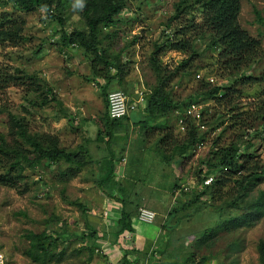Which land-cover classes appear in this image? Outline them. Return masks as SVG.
I'll list each match as a JSON object with an SVG mask.
<instances>
[{"label": "trees", "instance_id": "trees-1", "mask_svg": "<svg viewBox=\"0 0 264 264\" xmlns=\"http://www.w3.org/2000/svg\"><path fill=\"white\" fill-rule=\"evenodd\" d=\"M10 1L18 11L32 13L44 10L49 18L56 19L61 25L59 29L61 35L57 40L61 50L74 46L83 50V55L90 61L91 68V74L87 80L95 82L96 85L99 83L100 89L105 94L107 112L102 117L105 129H102L99 134L101 136L107 132L110 145L109 152L103 156L102 160H97L87 144H81L77 149L64 147L58 134L32 132L26 117L14 114L0 106V113L8 114L9 126L8 133H0V185L25 193L31 185L28 176L43 164L59 166V175L64 181L76 177L87 165L97 163L100 171L97 174L98 185L109 198L120 201L122 207L116 225L110 227L111 238L108 237L107 231L100 235L97 227L92 225H87L88 232L82 230L70 234H67V231L54 233L48 230L30 231L26 234L29 244L23 252L38 264L58 263L66 258L65 254L73 239L81 240L82 243L89 242L91 244L89 251H93L98 248V244H101L98 242L100 239L110 238L111 246L123 248L121 257L111 264H137L141 259V251L136 246L129 247L125 239L127 234L134 231L133 218L138 215L140 203L135 201L136 194L129 192V187L117 177L116 172L125 157L111 147V140L114 138L112 130L117 126L122 127L124 121L130 119V113L121 119L111 118L107 101L108 92L113 90L111 85L114 81L118 80L121 87L124 85L125 76L129 73L127 66L130 61H122L120 53L110 54L102 46L103 41L100 39L104 28L118 26L126 21L122 14L128 8L130 0H83L81 15L85 19L86 26L74 28L71 31L66 29V20L62 14L66 5L63 0H4L6 4ZM241 8V0H176L173 4V13L166 23L172 29V33L164 42L155 44L150 56L157 78L156 84L146 91L144 106H139L136 111H143L144 114L140 112L142 115L134 132L143 137V140L150 137L155 140L150 149L160 157V163L166 168L171 167L172 164H182L191 158L206 142L210 132L216 130L222 132L211 140L209 154L201 160L196 170L195 184L198 187L192 190V197L185 198L184 201L179 200L182 204L174 207L170 213L179 214L203 196H206L209 201L224 198V190L229 189L236 190L238 196L229 201L227 206L235 207L243 213L231 215L219 222L218 225L221 226L219 230L216 227L207 228L196 239L195 243H200L198 245L200 247L196 248L197 251L201 250L203 242L209 245L210 241H214L220 231L252 227L264 217L263 193L257 199L251 200L247 207H243L240 202L244 201L250 189L257 184V181L262 180L264 175L263 165L256 160L258 157L256 145L252 143L251 138L244 139L249 135L246 133L249 129L255 131L252 138H264V113L262 112L264 88L254 93L257 97V105L254 106L256 109L253 115L248 109L242 111L244 107L240 105V100L247 94L245 91L247 86L252 83L261 85L264 82V71L257 77L246 74V70L253 64L264 61V51L261 40L242 27ZM255 13L256 21L263 27L260 35L264 36V16L258 9ZM25 27L26 21L15 12L0 13V45L10 44L17 47L25 39ZM199 40H206L207 47L217 53L214 64L222 68L221 75L229 79V83L220 84L212 80L213 77L208 75L202 77L196 71L194 73L199 80V89L181 100L170 85L180 74H192L195 60L203 54L198 48ZM169 49L182 52L186 56L172 70L168 69L160 58ZM113 68L117 70L116 74L112 73ZM102 79L107 83L101 84L99 81ZM11 85H28L31 93H37L38 99L31 101L32 106L43 108L57 101L58 110L63 113L62 116H57L69 117V120L73 121L68 114V109H63L55 89L47 81L26 73L20 67L0 64V93ZM193 102L201 105L200 119H195L186 113V109ZM210 102L213 103L210 104ZM215 113H219L218 117H215ZM207 115H210V119L206 118ZM174 116L177 117V124L173 123ZM226 116L228 119L225 118ZM252 116L254 119L261 117V129L248 125L247 120ZM179 119L184 120L185 131L177 133L180 131ZM150 120L156 123L155 127L151 126L154 129L152 132H148L150 130L146 127ZM235 125L245 129L243 137L236 136L222 143L223 133L234 129ZM201 126L208 128L203 131ZM181 133L183 137L180 136ZM62 164L65 166L64 169H61ZM205 170L206 174H204ZM128 176L131 179L132 175ZM209 177H212V181L210 184H205V180ZM135 182L133 180L132 185ZM179 187L180 183L177 180L169 185L172 193ZM183 194L188 196L186 191H183ZM70 203L86 210L85 205L78 200L70 201ZM60 243L64 244V247H60ZM237 244L233 241L231 246L236 247ZM257 247L259 259L264 264V239L259 241ZM194 249L184 261L178 264H194V257L197 254ZM206 259L207 257L200 262H205Z\"/></svg>", "mask_w": 264, "mask_h": 264}, {"label": "rangeland", "instance_id": "rangeland-1", "mask_svg": "<svg viewBox=\"0 0 264 264\" xmlns=\"http://www.w3.org/2000/svg\"><path fill=\"white\" fill-rule=\"evenodd\" d=\"M63 1L66 2L64 3L66 4L64 13H62L66 20V29L71 31L74 28H84L86 26L85 19L81 15L83 0ZM175 1L130 0L128 8L122 14L126 21L118 26L104 28L100 36L103 41L102 46L110 54L114 55L120 51L126 53L130 61L127 70L130 71L131 68L133 70L125 77L128 76L130 81L137 79L141 82L142 80L141 84L144 83L145 86L148 84L147 89L155 85L157 80L150 56L155 44L164 42L172 33V29L166 23L173 13ZM13 5L11 1L6 4L4 0H0V13L15 12L24 18L26 21L25 39L17 47L10 44L0 45V64L20 67L26 73L47 81L55 89L57 98L63 104V109H68V114L71 115L73 121L70 122L69 117L59 118L57 116L63 115L58 110L57 101H53L43 108L32 106L31 101L37 100L38 94L31 93L28 85H11L3 93H0L1 108L26 117L32 132L58 134L64 147L77 149L79 145L87 144L94 158L102 160L103 156L107 154V139H101L105 136L99 134L102 129H105L99 116L105 103V94L100 89L99 83L96 85L95 82L87 80L91 74L90 61L83 55V50L76 46L61 50L62 48L57 44L61 35L59 32L61 25L56 19L49 18L44 10L32 13L22 12L16 10ZM241 6L240 23L242 27L252 36L261 40L264 51V36L260 35L263 27L256 21L255 13L258 9L264 16V0H241ZM104 37L106 38L103 39ZM207 44L206 40L198 41V48L203 54L195 60L192 74L182 73L170 85L181 100L199 89L196 71L202 77L206 75L213 77L214 81L220 84L229 83V79L221 75L222 68L214 64L217 53L212 48L210 50ZM129 49L135 52L130 53ZM185 57L182 52L171 49L160 56L161 62L170 70L174 69ZM120 58H122L121 53ZM135 61L137 62L135 63ZM246 71V74L256 77L262 75L264 61L253 64ZM125 86L113 90L121 89L128 95H132L134 91ZM145 86H142L141 89H144ZM263 88L264 82L261 85L252 83L247 86L245 89L247 94L240 100V105L244 107L242 111L248 109L252 115L254 114L256 109L254 106L257 105V97L254 96V93ZM212 103L210 102V104ZM262 112L264 113V109ZM218 114L215 113V117H218ZM141 115L140 112L133 113V117L136 119H140ZM209 117L210 115H207L206 118ZM225 118L228 119L227 116ZM172 119L173 123L177 124V117L174 116ZM7 121V112L0 113V133L9 132ZM247 122L248 125L251 124L255 128L261 129V117L254 119L252 116ZM151 126H156L152 120L146 125L147 130H150L148 132L154 130ZM207 128L206 126L202 130ZM220 131L210 132L204 145L198 148L192 157L185 160L184 163L172 164L171 167L166 168L167 170L161 167L149 169L159 176L133 175L130 179L128 175H123L124 170L121 167L118 168L117 177L122 179L123 184L132 190L131 193L136 194L135 201L140 203V207H149L157 212L159 221L156 219L153 223L136 222L140 230L153 234V232L157 233L161 227L166 228L168 224L162 239L165 241L175 240L173 242H176L180 241L178 238H182L183 241L176 244L185 247L190 245L189 247L195 248V251L200 247L198 246L200 243H195L196 239L207 228L216 227L219 230L221 227L218 225L219 222L231 215L243 213L235 207L227 206L229 201L238 196L236 190L229 189L224 190V198L209 201L206 196H203L193 205L181 211L179 215L184 219L180 225H172L178 214L173 216L171 224L168 222L163 225V222H160V219H164V215H167L168 210L180 206L182 204L180 202L185 198L192 197L191 192L197 186L195 184L196 170L200 166L201 160L209 154L211 140L222 133ZM180 132L177 131V133ZM244 132L245 129L242 126L235 125L234 129L223 133L221 142L226 143L236 136L242 138ZM246 133L249 135L244 139L251 138L252 143L256 145V154L258 155L256 160L263 165L264 169V138H252L255 133L253 129L247 130ZM180 136L183 137L182 133ZM135 137H137L134 140L137 145L143 143V137L136 133ZM158 159L160 160V157ZM153 162L154 159H149L146 163L149 165ZM64 168L65 166L62 164L61 169ZM59 170L60 167L56 164L52 166L43 164L37 168L34 173H30L28 176L31 185L25 193L0 185V251L4 252L8 264H38L23 252L29 244L26 234L30 231L48 230L50 233L67 231L66 233L70 234L82 230L88 232L87 225H92L97 227L100 235L107 231L108 237L111 238L110 227L115 224L112 220L118 219L116 215L111 214L108 208L109 197L98 185L99 165L97 163L87 165L76 177L64 181L59 175ZM205 172L206 170L204 174H206ZM133 180L136 182L132 185ZM176 180L180 183V187L172 193L169 185ZM141 181H145V183H141ZM183 191H186L188 196L184 195ZM176 192L178 195L174 197ZM261 193L264 194V175L262 180L257 181V184L250 189L244 201H240L241 205L247 207L249 202L257 199ZM157 197L160 198L159 201ZM77 200L85 205L86 210L70 203V201ZM221 206L222 208H220ZM162 212L165 213L162 214ZM180 229L182 230L180 231ZM187 234L190 238L189 241L186 237ZM110 238L100 239L98 242L101 244H98V248L93 251H89L91 245L89 242L82 243L81 240L73 239L69 244L64 261L50 264L114 263L113 261H116L117 257L121 255V249L111 246ZM262 239H264V217L252 227L220 231L217 238L210 241L203 250L206 252L209 250L210 260L213 261L211 264H218L219 261L222 264H262L257 247ZM233 241L238 243L236 247L231 246ZM62 246L64 247V244L60 243V247ZM75 248L80 250H74ZM202 253L204 252L201 250L197 251L194 264H203L200 262L203 259Z\"/></svg>", "mask_w": 264, "mask_h": 264}, {"label": "crops", "instance_id": "crops-1", "mask_svg": "<svg viewBox=\"0 0 264 264\" xmlns=\"http://www.w3.org/2000/svg\"><path fill=\"white\" fill-rule=\"evenodd\" d=\"M122 52L123 51L117 52V54L118 53L122 54V58H121L122 61H128L129 58L127 57L126 53L125 52L122 53ZM129 52L133 53L135 51H131L129 49ZM136 62L137 61H135V63ZM83 64H85V63H83ZM133 64H132V66H133ZM132 70H133V68H131L130 71H132ZM112 73L116 74L117 70L115 68H113ZM99 82H101V84L107 83L106 80H103V79ZM141 82H142V80H141ZM141 82L137 79L130 81L128 79V76H127V77H125V81L123 82V84L126 85L125 87H128L129 89H132V91H134L133 94L130 96L135 98L138 90L141 89L142 86H145V84L144 83L141 84ZM146 86H145V88H146ZM118 87H121L120 82L118 80L114 81L111 85L112 89L118 88ZM106 112H107V104L105 102L103 105V108L101 110L100 116H99L102 124H104L102 117L106 114ZM140 112L142 114H144L143 111H140ZM133 113L134 112H132V113L130 112V119L125 120L122 127L117 126L115 129L112 130L114 138H113V140H111V142H112L111 147L118 154L119 153L123 154L125 157V159L123 160V162L120 165V167L124 170L123 175L159 176L158 174H156L153 171H150L149 169L150 168L155 169L156 167H158V168L161 167L165 170H167V169L163 164L160 163V160L158 159L159 156L154 152V150L150 149L151 148L150 146L155 141L153 138H151V137H150V139L146 138V139H144L142 144H138V145L134 141L136 139L134 130H135V127L138 125L137 122H139L140 119H136L135 117H133ZM106 133L107 132L104 133L105 137L101 138V139H104V140L107 139V150H106V152L108 153L110 142H109V136ZM149 159L150 160L154 159V162L147 165L146 162L149 161ZM160 175H162V174H160ZM141 183H145V182L141 181ZM131 191L132 190L129 189V192H131ZM177 195H178V192H176L174 197H177ZM157 199H158V197H157ZM159 199H158V201H159ZM108 200L110 202V205H108V208H109L111 214L116 215V217L118 219L120 211L122 209L121 202L116 200V199H113V198L112 199L108 198ZM170 201H171V199H170ZM172 210H173V208L168 210L167 215H164V219H160V222H163L162 223L163 225H166L168 222L171 224V219L174 216L170 213ZM164 213L165 212H162V214H164ZM183 219L184 218H181V216L178 214V216L175 218L172 225H174V224L180 225L183 222ZM133 220H134V224H133L134 225V231L132 233L127 234L125 240H126L127 245L129 247L136 246V248L141 251V256H140L141 259H140L139 263H142V264H145V263L146 264H178L180 261H184V259L186 257H188L190 252L193 251V249H194V248L193 249L190 248L189 247L190 245H188V247L177 245L176 243L183 241L182 238H178V240H180V241H176V242H173L175 240L165 241L164 239H162V235L164 236L165 230L167 231V228L169 226L168 224L166 225V228L161 227L157 231V233L153 232V234H148L147 232L140 230V228L138 227V225L136 223L137 221L139 222V220L136 216L133 218ZM166 220H168V221H166ZM112 221H113V223L115 222V224L117 222V220H112ZM157 221H159V218L157 219ZM115 224H112V225H115ZM181 230L182 229H180V231ZM169 231H170V229H169ZM154 235H156V236H154ZM182 236H184V235L182 234ZM186 237L188 238V241H189L190 238H189L188 234ZM169 245H175V246H169ZM207 245L208 244L204 243V242L201 244V251L204 252V253H202L203 258L207 257L206 261L205 262L203 261V264H211L213 262L210 260L209 250H208V252L203 250L207 247ZM118 249H121L120 252L122 255L123 254V248L121 246H119ZM121 255H119L116 260H118L121 257ZM113 262H115V261H113ZM218 264H222V262L219 261Z\"/></svg>", "mask_w": 264, "mask_h": 264}, {"label": "built area", "instance_id": "built-area-1", "mask_svg": "<svg viewBox=\"0 0 264 264\" xmlns=\"http://www.w3.org/2000/svg\"><path fill=\"white\" fill-rule=\"evenodd\" d=\"M198 77H200V75H198ZM211 79L214 80V78ZM146 91L147 89L145 87L144 89H139L136 93L135 98L131 97L121 89L109 91L107 95V101L110 117L113 119H121L127 116L130 112L138 111L139 106H144ZM186 113L187 115L193 116L195 119H200L202 115L201 105L196 102L191 103L190 106L186 109ZM183 123L184 120L179 119V129L181 132L185 131V126L183 125ZM201 128H205V126H201ZM211 181L212 177L206 179L205 184H209ZM137 218L139 221L144 223H153L157 219V212L149 207L143 206L140 207ZM0 264H8L7 258L3 251H0Z\"/></svg>", "mask_w": 264, "mask_h": 264}, {"label": "clouds", "instance_id": "clouds-1", "mask_svg": "<svg viewBox=\"0 0 264 264\" xmlns=\"http://www.w3.org/2000/svg\"><path fill=\"white\" fill-rule=\"evenodd\" d=\"M80 7H82V5H79ZM147 89V88H146ZM148 90V89H147ZM210 178V177H209ZM210 184V183H209Z\"/></svg>", "mask_w": 264, "mask_h": 264}]
</instances>
